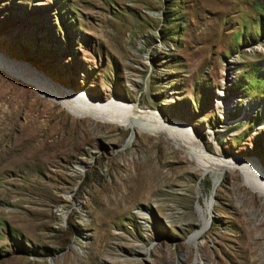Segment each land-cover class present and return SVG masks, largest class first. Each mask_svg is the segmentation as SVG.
I'll return each instance as SVG.
<instances>
[{
    "label": "rangeland",
    "instance_id": "rangeland-1",
    "mask_svg": "<svg viewBox=\"0 0 264 264\" xmlns=\"http://www.w3.org/2000/svg\"><path fill=\"white\" fill-rule=\"evenodd\" d=\"M0 55L264 176V0H0ZM131 133L0 68V264H264V197L240 171L213 187L164 135Z\"/></svg>",
    "mask_w": 264,
    "mask_h": 264
},
{
    "label": "bare ground",
    "instance_id": "bare-ground-1",
    "mask_svg": "<svg viewBox=\"0 0 264 264\" xmlns=\"http://www.w3.org/2000/svg\"><path fill=\"white\" fill-rule=\"evenodd\" d=\"M0 68L7 70L12 75L23 79L29 84L35 85L43 95L59 103L77 119H87L94 123L118 125L127 131H132V133L137 128H140L142 132H158L164 135L174 146L182 149L197 165L212 172L211 174L214 176L213 187H217L222 173L237 170L242 174L245 185L253 192L264 197V176L258 165L254 164L251 159L224 156L215 158L211 154L209 155L204 147L200 145L199 140L193 134L190 127L183 124L182 121L175 119L166 120L164 117L158 115L157 112L150 111L147 106L142 107L138 103H133L122 98L113 97L107 101H103L86 96L83 92L80 94L72 93L70 90L59 87V84H54L32 68L14 60L6 59L1 55ZM132 133L127 138L128 143L133 137ZM77 166V170L81 172L84 165L77 163ZM69 196L67 195L68 198ZM210 198L209 208H213V198ZM62 213L65 214L66 211H62ZM208 224L209 220L207 219L191 235L188 241L194 245L198 244L197 239L209 228ZM247 251L248 253L250 252L248 249Z\"/></svg>",
    "mask_w": 264,
    "mask_h": 264
}]
</instances>
